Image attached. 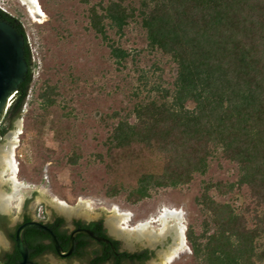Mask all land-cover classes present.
Instances as JSON below:
<instances>
[{"label": "trees", "instance_id": "16d2710c", "mask_svg": "<svg viewBox=\"0 0 264 264\" xmlns=\"http://www.w3.org/2000/svg\"><path fill=\"white\" fill-rule=\"evenodd\" d=\"M137 17L150 48L171 58L177 76L169 88L153 87L156 96L130 114L134 123L128 116L114 125L111 150L125 167L108 187V197L125 189L124 168L135 171L127 199L136 204L156 188L177 189L207 175L216 158L227 160L237 165L238 180L206 184L196 198L203 229L187 231L195 264H264V0H143L139 8L109 0L90 9L91 26L105 39L106 22L122 31ZM0 20L25 39L29 72L3 116L18 119L33 83L32 53L22 23L2 10ZM112 55L122 60L128 53L113 47ZM55 90L48 86L40 94L43 110L56 104ZM6 131L1 127L0 137ZM73 159L77 163L78 155ZM243 187L252 204L241 212L210 195L213 188L226 196ZM6 222L0 215L3 229ZM15 260L9 254L4 262Z\"/></svg>", "mask_w": 264, "mask_h": 264}, {"label": "rangeland", "instance_id": "374dc122", "mask_svg": "<svg viewBox=\"0 0 264 264\" xmlns=\"http://www.w3.org/2000/svg\"><path fill=\"white\" fill-rule=\"evenodd\" d=\"M141 1L123 0L125 5L137 8ZM102 2L106 5L109 0H40L47 18L38 22L22 1L0 0L22 23L34 66L33 83L21 117L0 120V128H7L0 137V156L11 142H16L21 183V188H16L11 170L7 164L2 166L0 159V210L2 200L7 198L2 212L13 223L27 201L34 216L42 209L51 213L62 206L66 213L110 222L118 208L131 214L128 225L133 228L157 220L165 209H177L182 211L186 234L191 226L200 234L204 214L196 198L205 185L238 180L237 165L227 160L216 158L207 175L197 176L191 184L177 189L156 188L149 198L136 204L127 199L135 171L124 168L125 189L116 197L107 195L119 168L124 166L118 164L120 155L111 150L114 125L128 116L134 123L135 116L130 114L139 103L156 96L153 87L173 85L177 65L161 51L150 48L138 17L122 31L106 22L107 39L98 34L91 26L90 9ZM113 47L126 51L128 56L117 59L112 55ZM48 86L56 88V104L45 111L40 94ZM187 107L194 109L195 104L189 102ZM74 154L79 157L77 163L73 162ZM210 195L220 203H231L238 212L252 204L247 187L226 196L213 188ZM62 201L65 205L60 204ZM161 228L159 221L149 229L161 233ZM158 242L161 246L154 261L166 264L161 252L170 253L176 240L175 244L168 238H159ZM0 247H7L6 242L0 241ZM186 248L178 249L180 253L174 254L170 264H195L188 239Z\"/></svg>", "mask_w": 264, "mask_h": 264}, {"label": "flooded vegetation", "instance_id": "af4514ba", "mask_svg": "<svg viewBox=\"0 0 264 264\" xmlns=\"http://www.w3.org/2000/svg\"><path fill=\"white\" fill-rule=\"evenodd\" d=\"M64 209L59 206L51 213L42 209L38 216H34L27 201L23 213L14 223L0 210V215L7 218L5 229L0 224V241L6 242L7 246L0 247V262L6 264L4 261L9 254H14V264L23 261L19 251L18 230L27 223L37 222L49 228L57 243L47 230L26 229L22 233V240L31 264H158L154 260L159 255L158 247L161 243L150 244L146 240L137 239L131 241L116 228H111L109 221L87 219L83 215L66 213ZM93 223H99L100 230H96ZM167 238L175 244L174 234ZM171 252L161 254L165 258Z\"/></svg>", "mask_w": 264, "mask_h": 264}, {"label": "bare ground", "instance_id": "6f19581e", "mask_svg": "<svg viewBox=\"0 0 264 264\" xmlns=\"http://www.w3.org/2000/svg\"><path fill=\"white\" fill-rule=\"evenodd\" d=\"M27 7V11L29 15L38 22H43L45 18H47L46 13L40 3V0H20ZM16 142L13 141L9 145L8 149L1 150L2 155L1 163L2 166L7 164L9 169L11 170V181L14 182L16 188H21V183L19 181V172L20 168L18 165V161L16 158ZM1 153V152H0ZM2 174L0 173V177ZM60 204H64V202H60ZM65 205V204H64ZM182 212V211H181ZM177 209H165L160 213L159 218L149 219L148 222H143L140 225L134 227H130L129 222L131 221V214L128 212H121L118 208H115L116 215L110 220V227L116 228L121 234L129 237L144 241L146 240L150 244H154L158 242L159 238H167L168 235L173 234L175 236L176 244L172 249L173 254H167L165 259L167 261L166 264H170L174 259V254L178 253V249H187L186 248V226L183 221V214ZM171 220L174 222L172 223ZM162 222V231L161 233H157L154 230H150V226L153 223ZM159 224V223H158ZM156 245V244H155ZM188 251V250H187ZM180 253V252H179ZM178 253V254H179ZM176 258V257H175Z\"/></svg>", "mask_w": 264, "mask_h": 264}, {"label": "water", "instance_id": "95a60500", "mask_svg": "<svg viewBox=\"0 0 264 264\" xmlns=\"http://www.w3.org/2000/svg\"><path fill=\"white\" fill-rule=\"evenodd\" d=\"M28 72L29 64L25 58L24 36L11 23L0 20V120L9 107L10 100L19 93L20 86L25 81ZM2 202L1 211L5 210L8 199L4 198ZM28 228H41L49 231L57 243L48 227L37 222L23 225L18 230L19 251L23 258L20 264H31L28 250L22 240V233ZM0 264L3 263L0 262Z\"/></svg>", "mask_w": 264, "mask_h": 264}, {"label": "built area", "instance_id": "2783aa9c", "mask_svg": "<svg viewBox=\"0 0 264 264\" xmlns=\"http://www.w3.org/2000/svg\"><path fill=\"white\" fill-rule=\"evenodd\" d=\"M0 9L3 10L4 12L12 14L10 9L1 3H0Z\"/></svg>", "mask_w": 264, "mask_h": 264}, {"label": "clouds", "instance_id": "9594fccd", "mask_svg": "<svg viewBox=\"0 0 264 264\" xmlns=\"http://www.w3.org/2000/svg\"><path fill=\"white\" fill-rule=\"evenodd\" d=\"M1 10V9H0ZM3 11V10H2ZM4 12V11H3ZM5 13H7V12H5ZM7 14H9V15H11V16H13L12 14H10V13H7ZM14 17V16H13ZM14 99V98H13ZM13 99H11L10 100V102H12L13 101ZM12 104V103H11ZM11 104L9 103V107L6 109V112H5V114L7 113V111H8V109L10 108V106H11ZM4 114V115H5Z\"/></svg>", "mask_w": 264, "mask_h": 264}]
</instances>
